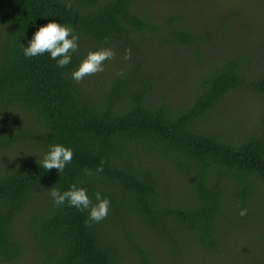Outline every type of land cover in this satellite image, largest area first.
<instances>
[{
	"label": "trees",
	"instance_id": "obj_1",
	"mask_svg": "<svg viewBox=\"0 0 264 264\" xmlns=\"http://www.w3.org/2000/svg\"><path fill=\"white\" fill-rule=\"evenodd\" d=\"M147 3L0 0V264H14L26 240L36 264H160L161 254L171 264H192L224 241L227 224L259 235L234 264H264V227L255 231L264 223V114L251 115L245 135L234 138L235 121L216 109L233 91L264 94V70L250 69L247 48L226 55L230 15L195 32L182 25L181 12L154 15ZM50 19L78 35L63 68L47 52H22ZM207 40L226 52L211 65L195 49ZM103 47L119 64L101 79L93 73L74 81L70 72L84 54ZM174 47L193 49L196 66L181 92L152 59V51ZM54 143L73 151L63 172L39 164ZM71 184L107 196V216L86 223V212L54 204L49 188Z\"/></svg>",
	"mask_w": 264,
	"mask_h": 264
},
{
	"label": "rangeland",
	"instance_id": "obj_2",
	"mask_svg": "<svg viewBox=\"0 0 264 264\" xmlns=\"http://www.w3.org/2000/svg\"><path fill=\"white\" fill-rule=\"evenodd\" d=\"M147 8L154 15L181 12L182 25L189 27L195 32L203 31L204 33L209 32L211 27L216 26L224 14L230 15L232 22H228L225 27L228 28L230 40H233L229 44L232 46L226 49V53L207 40L203 46L195 48L201 52L200 60L206 61V63L211 65L214 64V61H217L216 56H222L225 53L226 55L232 54V50L238 51L243 47L249 51L251 59L249 63L250 69L254 72L264 70V46L262 44L264 41V0H148ZM262 34L263 39H260ZM174 49L175 52L173 51L169 54L161 50L152 51V53L156 54L152 59L154 65L156 64L155 66L158 65L160 68L162 66L161 69L165 71V78L168 84L173 87V91L181 92V89L188 86L189 78L196 74V66L194 65V57L191 54L193 49L187 50L180 47H174ZM114 53L111 59H106L102 62L103 70L94 73L98 79L110 74L116 65L119 64L116 52ZM216 109L231 122L235 121L231 136L238 138L240 135H245L243 128L245 123L252 122L253 118L250 117L251 115L264 114V94L233 91L222 99L221 104ZM240 121L244 124L241 125L243 126L241 127L242 129L238 126ZM231 136L228 134L227 138L233 140ZM24 221L21 220L19 226L27 234ZM251 222L252 220L249 219L247 224ZM212 226V224H210V228L202 226L201 230L211 231ZM227 226L231 228H227L225 233H222L221 227L216 226L212 236L217 239L222 233L226 236L224 241L217 243L214 251L200 252L199 254L204 257L200 259L193 257L197 262L192 264H234L237 259L246 257L249 246L258 245V234L253 236L252 232L251 238L244 233L241 226V228L237 227V224H227ZM259 227L261 228L259 229ZM263 227L264 223L258 220L255 231L259 229L258 232H261ZM247 229H251V227L247 225ZM186 235L188 242L195 241L193 233ZM22 244V251L14 264H36L38 256L32 243L26 240ZM239 253H243L244 256L239 257ZM160 264H171L170 258L161 254Z\"/></svg>",
	"mask_w": 264,
	"mask_h": 264
},
{
	"label": "clouds",
	"instance_id": "obj_3",
	"mask_svg": "<svg viewBox=\"0 0 264 264\" xmlns=\"http://www.w3.org/2000/svg\"><path fill=\"white\" fill-rule=\"evenodd\" d=\"M78 35L75 30L66 23H60L55 19L48 20L45 24L37 26L31 38L27 41V46H22L25 57H33L47 52L50 59L55 60L56 66L63 68L72 60V54L78 48ZM111 48L103 47L87 51L79 60L78 64L71 70L70 77L74 81H80L88 74H93L103 70V61L114 56ZM128 50H125L127 59ZM73 151L71 147L54 143L47 146L41 153L39 164L44 169H56L63 172L65 165L72 159ZM97 172L102 171L97 167ZM84 175H92L90 169H83ZM48 195L56 205H63L65 202L77 211L86 212L87 222H99L104 219L109 211L110 200L101 192L95 191L92 197L88 194V189L77 184H71L66 190H59L50 187ZM93 198L94 201L93 202ZM246 209H240L238 215H245Z\"/></svg>",
	"mask_w": 264,
	"mask_h": 264
}]
</instances>
